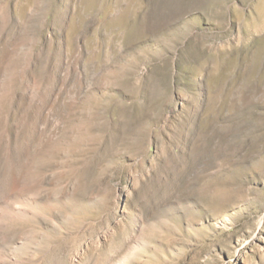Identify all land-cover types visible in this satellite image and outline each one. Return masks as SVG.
Returning a JSON list of instances; mask_svg holds the SVG:
<instances>
[{"label": "rangeland", "instance_id": "rangeland-1", "mask_svg": "<svg viewBox=\"0 0 264 264\" xmlns=\"http://www.w3.org/2000/svg\"><path fill=\"white\" fill-rule=\"evenodd\" d=\"M0 264H264V0H0Z\"/></svg>", "mask_w": 264, "mask_h": 264}]
</instances>
